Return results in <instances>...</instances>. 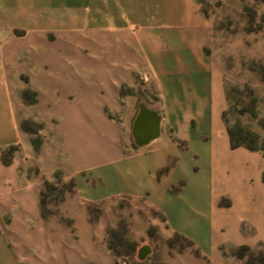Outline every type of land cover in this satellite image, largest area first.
Wrapping results in <instances>:
<instances>
[{"label":"crops","instance_id":"0c3cea01","mask_svg":"<svg viewBox=\"0 0 264 264\" xmlns=\"http://www.w3.org/2000/svg\"><path fill=\"white\" fill-rule=\"evenodd\" d=\"M190 6L189 0H0V264H33L19 245L26 239L21 227L39 216L36 196L30 205L29 195L18 192L26 178L17 173L20 152L33 150L21 128V121L31 117L24 92L39 91L40 101L47 49L81 37L119 42L100 56L113 79L130 82L132 74L151 79L158 97L142 102L155 111L158 131L137 141L139 101H107L102 117L108 120L105 105L120 115L126 153L106 169L107 191L93 195L88 169L71 163L42 166L46 174L58 169L75 178L76 200L143 197L165 212L171 230L190 239L211 264H241L224 256L222 247L264 246V154L231 146L223 87L206 62V31L191 17ZM186 40H191L189 47L181 45ZM50 118L43 119L46 128H57L56 118ZM12 145L19 146V153L5 163L2 151ZM49 147L46 141L41 156ZM169 161L171 186H176L171 191L167 177L156 174Z\"/></svg>","mask_w":264,"mask_h":264},{"label":"rangeland","instance_id":"374dc122","mask_svg":"<svg viewBox=\"0 0 264 264\" xmlns=\"http://www.w3.org/2000/svg\"><path fill=\"white\" fill-rule=\"evenodd\" d=\"M189 1L191 17L199 19L206 31V62L223 87L225 124L254 134V144L264 154V0ZM109 39L88 41L81 37L50 46L40 101L39 91L24 92L31 117L21 121V128L33 150L20 152L17 173L26 178L18 192L29 195L30 200L26 201L30 205L36 196L39 216L29 218L25 228L21 227L26 239L19 245L33 264H211L190 239L171 230L165 212L143 197L122 194L100 200H76L72 197L75 178L66 177L58 169L50 177L46 174L44 168L49 169L52 164L71 163L88 169L81 174L86 172L93 195L104 194L108 186L104 182L106 169L120 163L126 153L118 130L122 118L105 105V118L112 123L104 119L103 104L137 101L136 97L152 101L158 97L151 79L132 74L130 82H119L106 73L100 56L119 44L110 43ZM90 44L96 45L97 50ZM181 45L189 47L191 40ZM50 117L58 121L57 128L55 124L46 128L43 119ZM127 140L135 145L130 135ZM46 141L47 145L51 141L54 151L49 147L41 156L40 149ZM18 147L5 148L2 161H11L19 153ZM26 163L28 166H24ZM169 167L171 161L156 174L167 177L171 191L176 186H171ZM237 247H222L221 251L245 264L250 253L239 258L235 255ZM252 249L257 258L264 246ZM255 261L264 264L259 259Z\"/></svg>","mask_w":264,"mask_h":264},{"label":"trees","instance_id":"16d2710c","mask_svg":"<svg viewBox=\"0 0 264 264\" xmlns=\"http://www.w3.org/2000/svg\"><path fill=\"white\" fill-rule=\"evenodd\" d=\"M224 117L225 114L223 112V118ZM227 130L229 133L230 143L232 147L245 146L251 150H258L257 146L254 144L255 136L251 132L245 131L240 127L238 129H235L234 127H230V126L227 127ZM246 252H249L250 254L249 257L246 259L245 264H261V263H256L255 260L257 259H259L260 262L264 261V251L260 252L258 257L256 258L254 256V250L246 244L239 245L237 247L235 255L239 258H244Z\"/></svg>","mask_w":264,"mask_h":264},{"label":"flooded vegetation","instance_id":"af4514ba","mask_svg":"<svg viewBox=\"0 0 264 264\" xmlns=\"http://www.w3.org/2000/svg\"><path fill=\"white\" fill-rule=\"evenodd\" d=\"M136 99H137V101H139V104L140 105H139V113H138L137 117L134 120V130H133V132H134L135 139L140 142V141H144V140L149 139V137L151 136V134H150L151 133V129H150L151 128V125L149 124V121L150 120H153L152 118L157 117V116H155V111H153V110L148 109V108L145 107V104L142 102V101H144V99L139 98V97L138 98L136 97ZM144 109L147 110L146 111L147 112L146 113L147 120H145L140 125L141 130L140 131H137L138 120H139V118H140V116H141V114H142V112H143Z\"/></svg>","mask_w":264,"mask_h":264},{"label":"water","instance_id":"95a60500","mask_svg":"<svg viewBox=\"0 0 264 264\" xmlns=\"http://www.w3.org/2000/svg\"><path fill=\"white\" fill-rule=\"evenodd\" d=\"M147 110H143V112H142V114H141V116H140V118H139V120H138V126H137V131H140L141 130V128H140V125L145 121V120H147V118H146V112ZM152 118V117H151ZM153 120H150L149 121V124L151 125V135H153V134H155L156 132H157V130H158V118L157 117H154V118H152Z\"/></svg>","mask_w":264,"mask_h":264}]
</instances>
